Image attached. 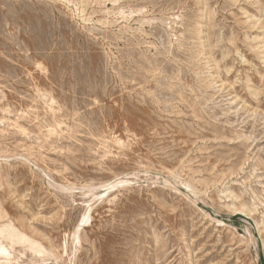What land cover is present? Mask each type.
Returning <instances> with one entry per match:
<instances>
[{
	"label": "rangeland",
	"instance_id": "374dc122",
	"mask_svg": "<svg viewBox=\"0 0 264 264\" xmlns=\"http://www.w3.org/2000/svg\"><path fill=\"white\" fill-rule=\"evenodd\" d=\"M10 223L12 264H264V0H0Z\"/></svg>",
	"mask_w": 264,
	"mask_h": 264
},
{
	"label": "bare ground",
	"instance_id": "6f19581e",
	"mask_svg": "<svg viewBox=\"0 0 264 264\" xmlns=\"http://www.w3.org/2000/svg\"><path fill=\"white\" fill-rule=\"evenodd\" d=\"M127 181L128 180H125V179L120 180V182H122V183L123 182H127ZM90 218H91V216H88L86 221H88ZM6 239H9L11 241L12 245L8 246L5 243ZM16 239H19L22 242H26V243H29V244L34 245V246H39L38 244H36L31 239V237L28 234H26L25 232L21 231L17 227L13 226L11 223L10 224H5V225H0V264H12V262H13L12 248H13V244L16 241ZM45 250H46V248H45Z\"/></svg>",
	"mask_w": 264,
	"mask_h": 264
}]
</instances>
